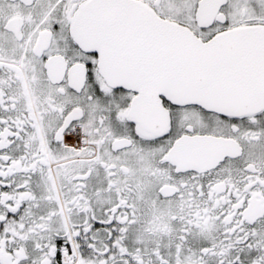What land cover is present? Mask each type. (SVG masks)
<instances>
[{"label": "snow or ice", "instance_id": "1", "mask_svg": "<svg viewBox=\"0 0 264 264\" xmlns=\"http://www.w3.org/2000/svg\"><path fill=\"white\" fill-rule=\"evenodd\" d=\"M0 264H264V0H0Z\"/></svg>", "mask_w": 264, "mask_h": 264}]
</instances>
